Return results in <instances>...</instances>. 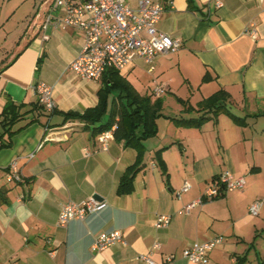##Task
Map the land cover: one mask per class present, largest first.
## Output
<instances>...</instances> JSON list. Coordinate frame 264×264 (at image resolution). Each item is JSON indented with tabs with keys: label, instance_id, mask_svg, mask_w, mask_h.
I'll return each mask as SVG.
<instances>
[{
	"label": "crops",
	"instance_id": "obj_1",
	"mask_svg": "<svg viewBox=\"0 0 264 264\" xmlns=\"http://www.w3.org/2000/svg\"><path fill=\"white\" fill-rule=\"evenodd\" d=\"M41 1L19 15L24 0H0V112L7 97L36 101L39 81L53 86L55 101L52 112L26 114L18 124L35 119L0 148V187L8 189L0 205V264H147L141 254L155 264H194L184 250L216 236L222 241L209 251L208 264H264V0H224L217 8L209 0H153L163 6L158 29L180 39V46L151 63L136 57L120 74L141 94L162 86L161 94L153 93L162 109L165 92L196 107L224 89L238 119L223 112L199 126L178 124L172 117L197 115L180 102L176 111L162 112L157 133L141 141L133 189L121 195L118 180L137 150L113 136L105 146L97 139L109 112L96 123L65 119L64 112L97 104L102 78L84 79L69 69L84 35L72 26L42 28ZM251 25L255 37L245 32ZM160 148L166 172L154 157ZM11 164L17 178L9 181ZM224 171L242 176L243 187L204 198ZM184 182L190 186L178 195ZM90 197L104 205L58 224L65 202ZM257 199L262 204L253 215L248 206ZM157 214L170 215L169 223L156 227ZM112 230L123 240L95 251L94 238Z\"/></svg>",
	"mask_w": 264,
	"mask_h": 264
},
{
	"label": "built area",
	"instance_id": "obj_2",
	"mask_svg": "<svg viewBox=\"0 0 264 264\" xmlns=\"http://www.w3.org/2000/svg\"><path fill=\"white\" fill-rule=\"evenodd\" d=\"M216 8L223 5L224 0H209ZM44 6V9H43ZM162 4L153 0H137L135 8L130 7L125 0H44L41 5L42 28L48 24L72 26L81 30L84 42L79 53L70 61L69 69L84 79L99 80L108 67L123 69L134 58L140 57L151 63L153 59L163 53L176 51L180 46V39L173 38L157 27L162 12ZM255 37L253 25L245 30ZM37 98L47 112L55 109L53 86L39 81L35 85ZM164 91L162 86L153 89L155 95ZM115 124L97 134V139L105 146L107 139L113 136ZM32 155V154H30ZM16 168L11 164V171L7 174L10 181L17 178ZM244 178L234 177L228 171L222 172L218 179L212 182L204 191V198L212 199L224 190L242 188ZM184 182L177 190L189 188ZM191 202L186 209L194 205ZM262 201L251 202L248 210L256 215ZM104 205L102 201L90 197L81 202H65L58 214V224L65 226L72 218H84L86 214L94 212ZM170 221V215L157 214L156 227H164ZM123 240L120 230L99 233L93 241L92 248L101 251L104 248ZM222 241V236L195 241L184 250V256L194 264H208L209 251ZM155 242L153 248H158ZM147 264H155L150 255H139Z\"/></svg>",
	"mask_w": 264,
	"mask_h": 264
},
{
	"label": "trees",
	"instance_id": "obj_3",
	"mask_svg": "<svg viewBox=\"0 0 264 264\" xmlns=\"http://www.w3.org/2000/svg\"><path fill=\"white\" fill-rule=\"evenodd\" d=\"M101 78L102 85L98 89L97 104L86 108L82 113L69 110L64 112V117L65 119L82 120L86 123H96L100 122L109 112L108 119L104 124H100L96 128L97 132L100 133L115 124L113 137L123 141L126 146H133L137 150L135 161L125 168L116 186L117 194H127L132 191L135 174L142 167L143 148H141V141L157 133V118L163 114V101L161 97H153V93H139L120 74L119 70L112 67L106 68ZM115 90L117 94L111 95L114 97L109 101L110 93ZM229 98L230 94L224 89H218L203 98L196 107L189 104L188 101L178 98L183 105V110L195 111L197 115L172 117V119L178 124L199 126L205 120L216 119L220 113L225 112L237 120L238 117L227 106ZM31 111H35V113L47 112L39 103L38 98L29 105L23 102H15L10 97L5 99L0 112V148L9 146L12 134L35 119V116H32L25 123L18 124ZM163 150L164 148L158 149L154 157L161 170L166 172V164L162 156ZM7 192L6 187H0V205L7 202Z\"/></svg>",
	"mask_w": 264,
	"mask_h": 264
},
{
	"label": "rangeland",
	"instance_id": "obj_4",
	"mask_svg": "<svg viewBox=\"0 0 264 264\" xmlns=\"http://www.w3.org/2000/svg\"><path fill=\"white\" fill-rule=\"evenodd\" d=\"M24 4L23 6L18 10V14H22L24 13L25 11H27L35 1L39 2L41 0H24ZM44 1V0H42ZM41 1V2H42ZM183 88L185 90H187V86L184 85ZM175 91L177 94H181L183 93V91L181 90V88H175ZM177 91H180V92H177ZM164 99V106H163V109H162V112L164 113H171L172 111H176V109L179 107V102L177 101V98L175 97V94L173 93H170V92H165L161 95ZM192 97L191 99L194 101L198 96V93L195 94V96H190ZM232 110H234V108L231 107ZM260 120H264V117H261ZM260 122V121H259ZM264 236V235H262Z\"/></svg>",
	"mask_w": 264,
	"mask_h": 264
},
{
	"label": "water",
	"instance_id": "obj_5",
	"mask_svg": "<svg viewBox=\"0 0 264 264\" xmlns=\"http://www.w3.org/2000/svg\"><path fill=\"white\" fill-rule=\"evenodd\" d=\"M34 24H35V23H34ZM33 26H34V25H33ZM94 197H97V198H98L99 196H98L97 194H94Z\"/></svg>",
	"mask_w": 264,
	"mask_h": 264
}]
</instances>
